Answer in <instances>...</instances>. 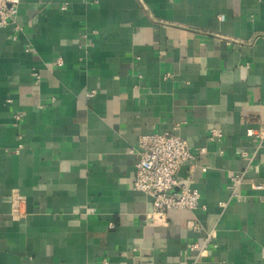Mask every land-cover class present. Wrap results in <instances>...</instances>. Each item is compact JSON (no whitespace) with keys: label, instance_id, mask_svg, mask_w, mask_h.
<instances>
[{"label":"crops","instance_id":"obj_1","mask_svg":"<svg viewBox=\"0 0 264 264\" xmlns=\"http://www.w3.org/2000/svg\"><path fill=\"white\" fill-rule=\"evenodd\" d=\"M16 24L0 28V264H264V139L246 135L264 129V0H19ZM165 132L205 152L176 173L199 206L162 225L133 180L138 137Z\"/></svg>","mask_w":264,"mask_h":264},{"label":"built area","instance_id":"obj_2","mask_svg":"<svg viewBox=\"0 0 264 264\" xmlns=\"http://www.w3.org/2000/svg\"><path fill=\"white\" fill-rule=\"evenodd\" d=\"M19 0H0V28L13 25L14 30H19L16 24V16ZM15 39V36H12ZM61 65V60L55 62ZM35 83L40 81L36 72L32 73ZM169 75H166V77ZM93 92L87 93L91 96ZM19 119V116H16ZM246 135L254 141L262 142L264 139V129L255 132L252 129L246 130ZM222 137L221 133L211 129L207 140L218 141ZM20 147V146H19ZM137 153L135 162V172L133 189L141 191L151 197L152 212L148 218L155 224H167V212L175 209L192 211L199 206L200 193L197 189L189 185L180 184L176 173L178 168L186 161H194L196 156L205 152V147L196 148L192 151L187 142L174 132L144 134L138 137L134 150ZM240 156L246 158L245 151ZM205 170V168H202ZM246 170L231 175L232 183L231 195H237V188L245 182ZM254 189L263 188L262 184L250 183ZM224 208L226 202H219ZM194 232L204 230L199 221L191 223ZM215 234L213 231L205 232L201 242L191 241L189 250L196 252L195 261L205 256L210 246H215Z\"/></svg>","mask_w":264,"mask_h":264}]
</instances>
